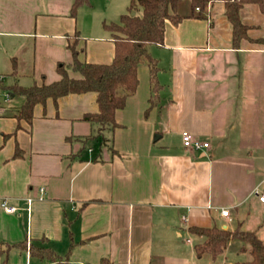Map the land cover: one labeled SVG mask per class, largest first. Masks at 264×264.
Returning a JSON list of instances; mask_svg holds the SVG:
<instances>
[{"label": "crops", "instance_id": "0c3cea01", "mask_svg": "<svg viewBox=\"0 0 264 264\" xmlns=\"http://www.w3.org/2000/svg\"><path fill=\"white\" fill-rule=\"evenodd\" d=\"M73 1L0 0V264H56L34 248L71 264L245 262L235 240L216 260L198 259L201 238L189 228L240 229L264 242L253 215L264 205L254 194L264 195V14L244 7L252 29L239 47L224 2L168 21L152 53L161 98L151 107L150 69L141 66L136 93L116 112L119 127L105 132L111 152L85 142L96 129L83 120L98 112L95 93L49 99L29 122L17 116L24 99L5 89L55 83L61 64L79 79L67 48L76 33L81 62L112 63L109 22L91 2L74 17ZM187 4L181 15H190ZM184 131L209 148L185 147Z\"/></svg>", "mask_w": 264, "mask_h": 264}, {"label": "trees", "instance_id": "16d2710c", "mask_svg": "<svg viewBox=\"0 0 264 264\" xmlns=\"http://www.w3.org/2000/svg\"><path fill=\"white\" fill-rule=\"evenodd\" d=\"M191 6L190 15L179 14V6L184 0H131L129 14L122 15L119 23L104 24L105 29L113 35L115 43L114 59L110 64H91L81 62L78 50L79 33L67 41V48L72 54L71 69L80 74L76 79L70 76L68 67L59 65L61 79L52 84L43 83L24 88L14 85L5 88L9 94L22 97L24 102L18 110V117L31 122L34 108L45 105L49 99L57 102L60 98L71 94L95 93L98 105L97 113L85 114L83 120L96 127L94 134L88 140H100L103 147L114 151L113 139L107 138L105 132L113 133L119 125L116 122V112L126 107L128 98L133 96L139 85L138 69L147 66L150 69L152 96L151 107L161 98L162 86L159 82L160 65L150 52L153 46L164 45L166 24H175L188 17L201 18V12L217 1L224 2L225 14L232 27L233 45L239 47L244 40L249 39L252 27L246 25L241 12L247 5H257L264 14V0H188ZM90 5V0H74L72 15L75 17L83 6ZM142 9V16L137 12ZM197 9L199 13L195 15ZM134 12V16L131 14ZM190 234L201 238L195 245L197 258L200 260H216L231 241L242 243L240 251L248 259L236 264H264V242L256 232L237 229L233 232L217 227H190ZM32 254L49 258L56 264H71L49 249H32ZM101 264H112L103 259Z\"/></svg>", "mask_w": 264, "mask_h": 264}, {"label": "rangeland", "instance_id": "374dc122", "mask_svg": "<svg viewBox=\"0 0 264 264\" xmlns=\"http://www.w3.org/2000/svg\"><path fill=\"white\" fill-rule=\"evenodd\" d=\"M93 11L96 13V17L99 20H106L107 24L119 23L122 15L129 14V6L131 0H90ZM179 8V14H183L188 8L189 1L184 0ZM142 9L137 12L138 16H142ZM132 14V13H131ZM155 51V46L150 48L151 54ZM153 55V54H152ZM255 224L261 229L262 237L264 236V205L257 203V209L253 213ZM264 238V237H263ZM193 246V245H192Z\"/></svg>", "mask_w": 264, "mask_h": 264}, {"label": "built area", "instance_id": "2783aa9c", "mask_svg": "<svg viewBox=\"0 0 264 264\" xmlns=\"http://www.w3.org/2000/svg\"><path fill=\"white\" fill-rule=\"evenodd\" d=\"M197 11H199V9H197ZM7 100H9V95H7ZM181 137H182V141H183V144L185 147L192 148L195 150H201V149L209 148V143L200 141L199 139L195 138L188 131L182 132ZM41 192L44 193V190L41 189ZM254 194H256L259 197V200L261 202H264V195H261V192L259 190H256ZM1 207L8 213H16L17 212V209L15 207L10 206L7 201H2ZM221 216L224 218H229L230 217V210L227 208L222 209L221 210Z\"/></svg>", "mask_w": 264, "mask_h": 264}, {"label": "water", "instance_id": "95a60500", "mask_svg": "<svg viewBox=\"0 0 264 264\" xmlns=\"http://www.w3.org/2000/svg\"><path fill=\"white\" fill-rule=\"evenodd\" d=\"M134 14H135V13H134V12H132V15H133V16H134ZM157 138H158V137H156V139H157Z\"/></svg>", "mask_w": 264, "mask_h": 264}]
</instances>
